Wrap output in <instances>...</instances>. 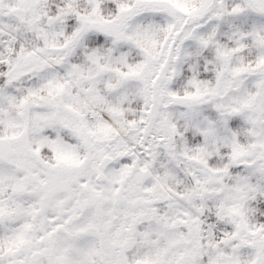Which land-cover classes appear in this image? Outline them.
Wrapping results in <instances>:
<instances>
[{
	"label": "snow or ice",
	"instance_id": "obj_1",
	"mask_svg": "<svg viewBox=\"0 0 264 264\" xmlns=\"http://www.w3.org/2000/svg\"><path fill=\"white\" fill-rule=\"evenodd\" d=\"M0 264H264V0H0Z\"/></svg>",
	"mask_w": 264,
	"mask_h": 264
}]
</instances>
